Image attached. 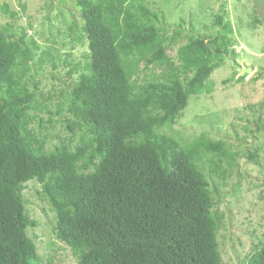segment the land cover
I'll use <instances>...</instances> for the list:
<instances>
[{
  "label": "trees",
  "instance_id": "obj_1",
  "mask_svg": "<svg viewBox=\"0 0 264 264\" xmlns=\"http://www.w3.org/2000/svg\"><path fill=\"white\" fill-rule=\"evenodd\" d=\"M77 5L83 23L70 29L88 42L89 61L65 105L67 127L82 134L73 148L62 142L49 150L35 131L34 117L49 108L39 83L23 80L33 48L26 31L0 29V264L40 263L28 233L38 225L26 208L30 179L41 183L57 237L79 264H227L216 201L198 163L203 151L236 153L223 140L183 145L163 132L229 55L227 34L189 35L175 62L159 13L143 0ZM131 55L165 67L161 77L137 87ZM248 264H264V241Z\"/></svg>",
  "mask_w": 264,
  "mask_h": 264
},
{
  "label": "rangeland",
  "instance_id": "obj_2",
  "mask_svg": "<svg viewBox=\"0 0 264 264\" xmlns=\"http://www.w3.org/2000/svg\"><path fill=\"white\" fill-rule=\"evenodd\" d=\"M78 0H0V29L26 31L34 58L24 81L39 83L49 108L38 112L32 126L47 149L62 142L73 147L82 134H74L65 120L69 92L89 61L88 42L74 39V21L83 23ZM159 13L167 52L178 62V49L189 35L226 33L230 59L254 71L242 72L230 62H219L205 89L190 98L188 106L165 134L183 145L195 140H223L236 153L219 157L203 151L199 167L210 181L220 217L218 240L227 264H248L264 241V0H143ZM4 8H7L5 11ZM223 18V24L217 22ZM226 26V28L223 27ZM36 42V43H35ZM136 86L161 77L165 67L131 55L126 58ZM75 64H80L71 74ZM165 72V71H164ZM45 98V100L43 99ZM258 152V157L250 153ZM26 208L38 225L28 233L40 255L38 264H79L70 246L55 232L56 215L36 179L25 183Z\"/></svg>",
  "mask_w": 264,
  "mask_h": 264
},
{
  "label": "water",
  "instance_id": "obj_3",
  "mask_svg": "<svg viewBox=\"0 0 264 264\" xmlns=\"http://www.w3.org/2000/svg\"><path fill=\"white\" fill-rule=\"evenodd\" d=\"M225 61H226V62H230L233 66H236V67L238 68V70H240V71H242V72H244V73H246V72L251 73V72L254 71L253 68H245V67H243V66H240V65L236 64L235 60L230 59L228 56H226Z\"/></svg>",
  "mask_w": 264,
  "mask_h": 264
}]
</instances>
